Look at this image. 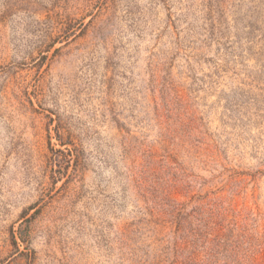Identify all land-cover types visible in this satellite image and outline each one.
Instances as JSON below:
<instances>
[{
	"label": "rangeland",
	"instance_id": "1",
	"mask_svg": "<svg viewBox=\"0 0 264 264\" xmlns=\"http://www.w3.org/2000/svg\"><path fill=\"white\" fill-rule=\"evenodd\" d=\"M0 264H264V0H0Z\"/></svg>",
	"mask_w": 264,
	"mask_h": 264
}]
</instances>
